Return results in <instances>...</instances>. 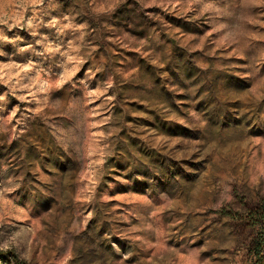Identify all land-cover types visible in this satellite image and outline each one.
Masks as SVG:
<instances>
[{"label": "rangeland", "instance_id": "rangeland-1", "mask_svg": "<svg viewBox=\"0 0 264 264\" xmlns=\"http://www.w3.org/2000/svg\"><path fill=\"white\" fill-rule=\"evenodd\" d=\"M263 218L264 0H0V264H264Z\"/></svg>", "mask_w": 264, "mask_h": 264}, {"label": "trees", "instance_id": "trees-1", "mask_svg": "<svg viewBox=\"0 0 264 264\" xmlns=\"http://www.w3.org/2000/svg\"><path fill=\"white\" fill-rule=\"evenodd\" d=\"M263 222H264V218H263ZM262 230H263V232L259 235L258 240H257V245L260 248L258 250H261V248L264 247V223H263V229ZM257 255H258V253H257Z\"/></svg>", "mask_w": 264, "mask_h": 264}]
</instances>
